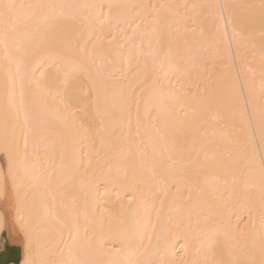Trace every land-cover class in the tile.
Here are the masks:
<instances>
[{
	"label": "bare ground",
	"instance_id": "bare-ground-1",
	"mask_svg": "<svg viewBox=\"0 0 264 264\" xmlns=\"http://www.w3.org/2000/svg\"><path fill=\"white\" fill-rule=\"evenodd\" d=\"M3 3L0 264H264V0Z\"/></svg>",
	"mask_w": 264,
	"mask_h": 264
},
{
	"label": "rangeland",
	"instance_id": "rangeland-1",
	"mask_svg": "<svg viewBox=\"0 0 264 264\" xmlns=\"http://www.w3.org/2000/svg\"><path fill=\"white\" fill-rule=\"evenodd\" d=\"M2 111H0V113H1ZM6 114V113H5ZM2 115V114H1ZM3 116V115H2ZM4 118L5 117H7V116H3ZM9 117V116H8ZM1 118V117H0ZM10 118V117H9ZM8 118V119H9ZM1 120H2V118H1ZM3 121V120H2ZM5 121H7V119H5ZM4 121V122H5ZM16 131V130H15ZM13 133L15 134V132L13 131ZM12 134V133H11ZM10 134V135H11ZM13 134V135H14ZM18 147H22L21 145L20 146H18ZM54 154L56 155V151L54 152ZM33 157L34 158H41V157H43V154L41 153V152H39L38 154H36V155H33ZM21 189H19V192H18V190H16V191H11V192H7L4 196H2V193L0 192V198H3L4 199V202H5V205H6V209H7V211H8V217L10 216L11 217V214L13 213V210L15 209V207L18 205V202H16V200H18V198H22V194H21V191H20ZM11 201L10 203L8 202V201ZM9 217V219L10 220H12L11 218ZM17 232H16V237H23V233H22V231H20V230H16ZM20 232V233H19ZM5 233H7V231L4 229L3 231H2V233H1V239H3V237L6 235ZM19 234V235H18ZM22 236H21V235ZM18 235V236H17ZM1 247V246H0Z\"/></svg>",
	"mask_w": 264,
	"mask_h": 264
},
{
	"label": "snow or ice",
	"instance_id": "snow-or-ice-1",
	"mask_svg": "<svg viewBox=\"0 0 264 264\" xmlns=\"http://www.w3.org/2000/svg\"><path fill=\"white\" fill-rule=\"evenodd\" d=\"M15 8H16L15 4L3 3V0H0V15L4 17L5 21L10 19Z\"/></svg>",
	"mask_w": 264,
	"mask_h": 264
}]
</instances>
